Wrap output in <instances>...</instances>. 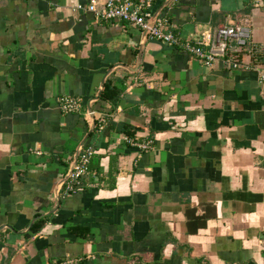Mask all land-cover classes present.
I'll return each instance as SVG.
<instances>
[{"label": "crops", "instance_id": "0c3cea01", "mask_svg": "<svg viewBox=\"0 0 264 264\" xmlns=\"http://www.w3.org/2000/svg\"><path fill=\"white\" fill-rule=\"evenodd\" d=\"M92 1L101 7L0 0V264H264V2L166 7L157 19L181 41L245 29L243 67L205 65L148 37L135 73L116 67L106 78L120 89L117 104H90V133L88 101L113 65L135 67L143 33L98 20ZM63 97L81 109L61 112ZM108 123L137 129L133 139L150 149L139 152L116 127L100 135ZM85 138L81 150L98 148L81 188L62 201L66 181L41 230L20 234L56 206L65 163ZM188 210L213 216L190 232Z\"/></svg>", "mask_w": 264, "mask_h": 264}, {"label": "built area", "instance_id": "2783aa9c", "mask_svg": "<svg viewBox=\"0 0 264 264\" xmlns=\"http://www.w3.org/2000/svg\"><path fill=\"white\" fill-rule=\"evenodd\" d=\"M154 1L155 0H102L101 7H99L97 2L92 1L87 7V11L93 13L100 21L119 20L131 26L138 27L143 31L148 30L149 38L172 47L182 48L188 54L204 62L205 65H211L216 60L220 59L233 69L243 67L239 55L241 51H245L247 47L246 42L249 35L245 29L239 25L221 27L214 32L208 30L203 32L200 41L196 44H192L188 41H181L166 29V24L163 19H156L154 26L152 28L149 27V22L154 13L150 10V7ZM177 1L179 0H172V2ZM262 2H264V0H262ZM249 52L256 53V50L249 49L248 53ZM260 84L264 88V72H260ZM59 108L63 113H74L81 109V103L77 98L63 97L59 101ZM125 139L130 146L134 147L139 152L149 150L152 145L150 141L139 143L135 139ZM92 154L93 150L91 148L80 151L76 164L69 177L73 183L78 184L80 177L88 172L87 165ZM69 189H71V186H68V190Z\"/></svg>", "mask_w": 264, "mask_h": 264}, {"label": "trees", "instance_id": "16d2710c", "mask_svg": "<svg viewBox=\"0 0 264 264\" xmlns=\"http://www.w3.org/2000/svg\"><path fill=\"white\" fill-rule=\"evenodd\" d=\"M180 1H182V0H179L177 2H172V3H179ZM162 2H163V0H160V3H162ZM119 96H120L119 87H116L111 79H107L105 81V84H104V87H103V91H102L101 96H100V100H102V101H104L106 103H110L111 105L115 106L117 104L118 100H119ZM109 124L110 123H108V126L103 127V129L100 130V132H99L100 135H102V136L108 135L110 133V131H112V129H114L115 127H116V130L118 132L124 134L129 139H133L135 134H136V132H137V129H131V128H129L126 125H115V124L114 125H112V124L109 125ZM83 148L84 149H82V150H85L86 148H91L93 150V154L90 157L88 165H87V171H91L92 158H93L95 152H97L98 144H93V143L90 142L88 144H85V146ZM81 153H83V152H81ZM70 164H71V160H68L65 163V166H64V170L65 171L63 173V177L67 174V172L69 170V167H70ZM83 177L84 176L80 177L78 184L73 183L71 181V179L67 180V182L63 185V190L62 191L64 193H63L62 198H60V199H62V201H63V198L67 197L68 195H71V194L75 193L78 189L81 188L82 180H83L82 178ZM68 186H71V189L68 190ZM186 216H187V219H188V225H190V227H191L190 228V232H195L197 230V228H200L203 225H205L206 220L209 217L213 216V213L211 215H206V216H195L192 210H190V211L188 210V212H186ZM47 219H49V217L38 219L33 224V226L31 227L30 232L32 234L38 233L41 230V228L44 226L45 221ZM72 232L74 233V235L80 236L82 238H88V234H89L88 229L79 228V227H75L74 229H72ZM57 264H59V263H57Z\"/></svg>", "mask_w": 264, "mask_h": 264}, {"label": "water", "instance_id": "95a60500", "mask_svg": "<svg viewBox=\"0 0 264 264\" xmlns=\"http://www.w3.org/2000/svg\"><path fill=\"white\" fill-rule=\"evenodd\" d=\"M171 3H172V0H165V1L163 2V4H162V5H161V6L155 11V13H153V15H152V17H151V20H150V22H149V27H150V28H152V27L154 26V23H155L156 19L158 18V16H159V15L162 13V11H163L166 7H168ZM148 35H149V31H148V30H144L143 33H142L141 43H140V46H139V52H138V55H137V60H136V65H135V67L132 68V67H129V66H124V65H122V64L113 65V66H112L111 68H109V69L106 71V73L104 74V76H103V78H102V80H101V83H100V86H99V91H98L97 95H96L93 99H90V100L88 101V103H87V109H88V112H89V114H90V118H91L90 133L93 131L94 126H95V123H94V116H93V112H92V110H91V106H90V104H91L92 102H95V101L100 97V95H101V93H102V90H103V87H104V84H105V80H106V78L108 77V75H109V74H110V73H111L116 67H124L126 70H128L129 72H132V73H135V72L138 70L139 65H140V61H141V55H142L143 47H144L145 42H146V40H147V38H148ZM85 141H86V138H85V140H83V142L78 146V148H77V150H76V152H75V155H74V157H73V161H72V163H71V166H70V168H69V170H68V173L66 174V176L64 177V179L58 184V186H57L56 189H55V200H56V206H55L50 212H48V213L42 215V217H46V216H48V215L54 213V212L57 210V208H58V206H59V190H60L61 186H62V185H63V184L69 179L70 174H71V172H72V170H73V168H74V166H75V164H76L77 158H78V156H79V154H80V150H81V148H82V146H83V144H84ZM35 221H36V219L32 220L31 223H30V225L28 226V228H27L24 232H22V233H20V234H25V233L29 232L30 229H31V227H32L33 224L35 223Z\"/></svg>", "mask_w": 264, "mask_h": 264}]
</instances>
